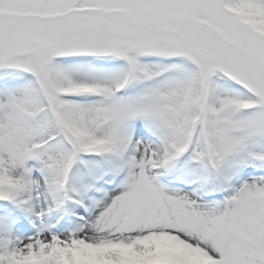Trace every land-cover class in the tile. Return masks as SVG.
<instances>
[{
  "label": "snow or ice",
  "instance_id": "obj_1",
  "mask_svg": "<svg viewBox=\"0 0 264 264\" xmlns=\"http://www.w3.org/2000/svg\"><path fill=\"white\" fill-rule=\"evenodd\" d=\"M0 264H264V0H0Z\"/></svg>",
  "mask_w": 264,
  "mask_h": 264
}]
</instances>
